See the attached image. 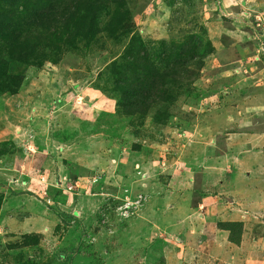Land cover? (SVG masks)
Segmentation results:
<instances>
[{"label": "rangeland", "instance_id": "rangeland-1", "mask_svg": "<svg viewBox=\"0 0 264 264\" xmlns=\"http://www.w3.org/2000/svg\"><path fill=\"white\" fill-rule=\"evenodd\" d=\"M0 264H264V0H0Z\"/></svg>", "mask_w": 264, "mask_h": 264}]
</instances>
